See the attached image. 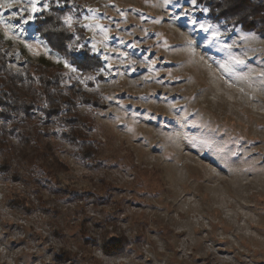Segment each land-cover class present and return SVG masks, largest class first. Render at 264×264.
<instances>
[{
    "label": "rangeland",
    "instance_id": "obj_1",
    "mask_svg": "<svg viewBox=\"0 0 264 264\" xmlns=\"http://www.w3.org/2000/svg\"><path fill=\"white\" fill-rule=\"evenodd\" d=\"M206 1L0 0L8 67L61 63L85 93L9 137L0 264H264V0ZM44 14L96 79L48 50Z\"/></svg>",
    "mask_w": 264,
    "mask_h": 264
},
{
    "label": "trees",
    "instance_id": "obj_2",
    "mask_svg": "<svg viewBox=\"0 0 264 264\" xmlns=\"http://www.w3.org/2000/svg\"><path fill=\"white\" fill-rule=\"evenodd\" d=\"M218 1L221 0H207L204 4H211L212 8L215 7L218 10H216L218 18L227 19L230 15L223 13L225 7L216 3ZM243 2V7L253 5V1L250 0H243ZM256 7L258 8L259 5H256ZM57 9L56 6H52L53 13L56 14ZM238 10L241 11V8H238ZM247 11L250 12V10ZM259 13L260 11H257L256 15ZM51 14H44L37 24V31L46 42L48 50L60 59L70 58L71 62L76 64L81 72L96 79V72H93V69L96 68L95 65L100 64L101 60L86 53L83 48H78L76 45L80 44L81 41L76 42V44L70 42V38L74 37V33L68 34L67 30L59 26L60 22L52 21ZM231 15L236 16V14ZM258 16L257 20L253 18L252 25L262 24L264 26V16L262 14ZM236 22L244 26L243 16L240 15V20ZM69 43L74 46L69 45ZM7 50L0 40V104L2 105L0 113L3 114L5 123L8 124V128L6 126L0 128V157H2L0 164H6L12 155L13 149L9 143L10 135L16 134L23 137L24 132H17V130L19 128L25 129L38 116L31 111L35 103L38 105L37 108L40 114H45L47 117L56 113L59 115H63V113L73 114L78 101L75 99L76 96L79 95L82 98L85 94L77 86V82L65 83L61 63L57 64L56 67L54 64L43 61H26L25 68L12 70L7 65ZM33 139H38L36 134ZM75 139L78 138L75 137ZM28 142L31 143L32 141Z\"/></svg>",
    "mask_w": 264,
    "mask_h": 264
},
{
    "label": "bare ground",
    "instance_id": "obj_3",
    "mask_svg": "<svg viewBox=\"0 0 264 264\" xmlns=\"http://www.w3.org/2000/svg\"><path fill=\"white\" fill-rule=\"evenodd\" d=\"M164 86V85H163ZM151 229V228H150ZM184 232V231H183Z\"/></svg>",
    "mask_w": 264,
    "mask_h": 264
}]
</instances>
